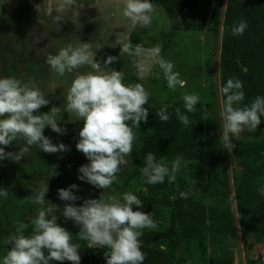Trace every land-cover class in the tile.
Listing matches in <instances>:
<instances>
[{"label":"clouds","instance_id":"1","mask_svg":"<svg viewBox=\"0 0 264 264\" xmlns=\"http://www.w3.org/2000/svg\"><path fill=\"white\" fill-rule=\"evenodd\" d=\"M45 0H43L44 4ZM74 0H58L57 7L45 5L43 12L59 11L63 13ZM119 11L129 27L147 26L151 21L153 5L150 0H118ZM39 11V5L36 6ZM55 18V17H54ZM246 23L240 20L232 28L234 35L242 34ZM120 52L129 53L130 45L116 41ZM115 46V45H114ZM132 54H147L155 59L169 89L177 85L183 87L184 81L173 71V64L159 57L160 49L154 46L144 50L139 45L132 46ZM95 50L90 43L76 42L60 48L55 54L46 56V63L51 71L58 75L74 73L63 96L61 107H51L47 112L38 113V109L49 103L42 92L30 83L15 77H0V160L17 161L27 155L33 145L45 153L64 152L67 146L57 142L53 144L43 135L45 128L57 135H63L64 129L58 126L60 114L69 113L75 120L81 121L74 148L80 152L87 163L80 165L77 180L98 189H106L116 180L119 166L125 163L124 157L132 151L134 133L132 128L144 122L148 110L143 107L148 100V93L140 83L125 84L120 71L107 69L114 57L106 56L103 62L95 58ZM86 66L89 71H77ZM141 72L150 71V67L138 65ZM222 95V118L224 149L232 151L230 135L235 138L245 127L254 129L264 116V96L257 95L249 104L239 105L244 99L242 84L239 79L228 78L219 87ZM185 113H192L199 103L196 94L182 97ZM181 125L189 124L188 116L174 109ZM156 116L166 122L169 113L160 108ZM131 121V126L128 122ZM14 141H22V146L15 152H6L5 148ZM177 157L169 168L158 160L152 152L144 157L141 175L148 184L169 182L175 179L180 165ZM58 173L51 172L50 175ZM76 184L56 189V197L66 201L60 210L65 221L71 220L79 226L80 239L89 241L93 248L103 247L105 264H142L144 254L139 249L141 229L155 228L149 212L140 211V199L131 192H124L119 197L103 193L99 199H85L79 205L72 202L79 199L74 193ZM48 191L44 181L33 190V203L37 205L35 215L30 218L32 229L25 235V223L17 222L15 230L5 240L7 250L0 255V264H52L64 261L80 264L79 245L72 242L67 230L57 224V207L45 199ZM264 195V184L258 189ZM8 193L0 188V197ZM187 192L179 193L180 199L187 197ZM261 264H264L262 259Z\"/></svg>","mask_w":264,"mask_h":264},{"label":"trees","instance_id":"2","mask_svg":"<svg viewBox=\"0 0 264 264\" xmlns=\"http://www.w3.org/2000/svg\"><path fill=\"white\" fill-rule=\"evenodd\" d=\"M154 1L164 10L172 34L206 32L213 37L218 49L220 113L223 97L219 87L228 78L239 79L244 93V99L234 107L249 104L257 95L264 96V0ZM240 20L246 23V28L242 34L234 35L231 30ZM90 26L100 31L96 25L91 23ZM136 36L131 34L129 43L138 45ZM23 46L24 42L19 41L18 52ZM27 66L29 77L42 68ZM14 74L12 71L4 76ZM16 78L24 82L32 79ZM168 95L164 93V96ZM54 106L63 110V97ZM203 106L216 107L198 103L192 113H185L183 103L172 100L156 107L147 103L143 105L148 116L138 124V128H132V161L125 171L116 173L110 189L103 190L129 189L128 192L140 199V211L150 213L156 226L141 229L138 238L139 249L144 254L142 264H234L230 245L238 240L247 244V248L249 242L264 246V195L258 192L264 184V131L259 132L256 127L252 132L242 136L238 134L235 138L229 134L233 148L228 152L224 149L221 118L205 115ZM162 107L169 113L166 122L156 116ZM176 108L188 116L187 126L177 120ZM61 115L58 126L66 130L68 114ZM128 124L131 126V121ZM257 126L264 128V116L260 117ZM46 132L51 131L45 128L43 135L46 136ZM55 135L62 142L73 140L72 144H66L70 155H82L78 151L74 153L77 139L66 133ZM148 152L169 168L173 160L180 159L172 182L167 177L163 183L146 182L140 168L144 166ZM20 192L22 200L12 206L15 214L7 212L4 220H0V255L8 248L4 243L12 233L8 229L23 214V199L29 197L25 194L32 191L22 187ZM181 192L188 193L185 199L179 198ZM96 194L100 196L102 193L99 190ZM75 202L78 205V201ZM31 229L32 224H27L24 234H30ZM106 251L103 247L86 249L80 256V264H105L103 253ZM262 259L264 249L256 258H246L245 264H261ZM63 264L69 262L64 261Z\"/></svg>","mask_w":264,"mask_h":264},{"label":"rangeland","instance_id":"3","mask_svg":"<svg viewBox=\"0 0 264 264\" xmlns=\"http://www.w3.org/2000/svg\"><path fill=\"white\" fill-rule=\"evenodd\" d=\"M150 2L153 5L150 23L147 26L129 27L127 21L120 14L121 5L118 0H74V3L68 5L63 13L53 10L48 15L43 12V8L45 5L57 7L58 0H45L44 4L43 0H0V77H5V74L13 71L15 76L11 75L10 77L32 78L28 83L38 88L44 98L52 103V105L48 103L42 106L37 111L38 113L47 112L49 110L47 106L55 107V103L65 95L74 73L66 72L62 76L53 73L46 63V56L55 54L67 44L74 45L77 41L90 43L93 50L99 45L100 48L96 50L95 58L101 64L106 56L115 58L106 68L120 71L123 74V83H140L144 87L148 93L146 102L148 105L156 107L171 100L183 103V95L196 94L199 97V103L216 106L213 109L203 106L205 115H216L218 119L221 118V105L218 97V49L213 37L205 34L206 32H176L172 34L164 10L154 0H150ZM37 5H39V11ZM91 23L96 25L100 31L92 29ZM131 34H137L138 45L144 50L154 46L159 47V57L173 64V71L177 72L179 79L184 81L183 87L177 85L175 88L169 89L154 58L147 54H132L134 51L132 46L136 45L129 43ZM19 41L20 43L23 41L24 46L18 52ZM116 41L128 43L130 45L129 53L122 54L119 45L115 44ZM27 62L35 64H25ZM141 64L150 67V71H139L138 65ZM27 65L42 68H39L38 73L35 70L34 74L36 75L29 77L26 74ZM89 70L83 66L77 71ZM164 93H169V95L164 96ZM66 114H68L67 121L69 122L64 134H69L72 139H77V132L82 122L75 120L71 114ZM219 121L221 123L222 118ZM257 128L259 132L264 131L261 126H257ZM249 132H252V129L245 127L239 135H246ZM46 136L51 142H60L65 145L73 143V140H68L69 143L62 142V139L57 138L53 132H46ZM20 146H22V141H14L5 148V151L15 152ZM135 147H137L136 144ZM76 152L74 149V153ZM80 156L74 157L67 150L45 153L33 145L30 152L17 161L0 160V188L8 193L7 196L0 197V220H4L7 212L15 214L12 206H15V202L22 198L20 197V188L24 187L27 191L33 192L46 181L48 191L45 199L57 207L55 213L57 224L69 232L73 243L79 245L80 256L86 252V249H94L88 240L80 239L78 225H75L71 220L65 221L60 216V210L68 202L57 199L56 189L76 184L77 189L74 194L79 197L78 205L85 199H99L100 196L96 194L99 190L105 197L108 195L119 197L129 189L116 192L103 191L77 180L76 169L87 163L84 157L80 160ZM124 160L125 163L119 166V172L125 171V168L130 165L132 153L127 154ZM230 164L234 167L233 162L230 161ZM51 172L58 174L50 175ZM32 192L25 194L29 197L23 199L24 205L21 208L23 214L8 229L9 232L15 230L17 222H23L25 225L31 223L30 218L35 215L38 207L33 203ZM72 203L77 205L75 201ZM246 245L241 240L230 245L234 264H245L246 258H256L264 249L263 245L251 242L248 243L249 248Z\"/></svg>","mask_w":264,"mask_h":264}]
</instances>
